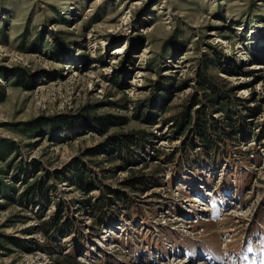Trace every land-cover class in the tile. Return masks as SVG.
<instances>
[{
	"label": "rangeland",
	"instance_id": "1",
	"mask_svg": "<svg viewBox=\"0 0 264 264\" xmlns=\"http://www.w3.org/2000/svg\"><path fill=\"white\" fill-rule=\"evenodd\" d=\"M0 264H264V0H0Z\"/></svg>",
	"mask_w": 264,
	"mask_h": 264
},
{
	"label": "trees",
	"instance_id": "2",
	"mask_svg": "<svg viewBox=\"0 0 264 264\" xmlns=\"http://www.w3.org/2000/svg\"><path fill=\"white\" fill-rule=\"evenodd\" d=\"M211 62H212V60H211ZM211 65H213V64H211ZM209 84H210V83L207 82V81H206V82L204 81V83H203V85L206 86V87H208ZM217 97H218V95H217V93H215V94H214V98H212V100H211V101L214 103V105L217 104ZM207 125H208L207 123H201V124H200V127H201V135H202V133L205 135V130H206ZM134 141H135V140H133V141H131V142H134ZM135 143H136V142H135ZM133 144H134V143H133ZM129 145H130V144H129ZM206 146L208 147V145H206ZM80 182L83 183V181H80ZM143 183H144V181H140L139 184L142 185ZM130 185H131V184H130ZM134 185H135V184L132 183V186H134Z\"/></svg>",
	"mask_w": 264,
	"mask_h": 264
},
{
	"label": "bare ground",
	"instance_id": "3",
	"mask_svg": "<svg viewBox=\"0 0 264 264\" xmlns=\"http://www.w3.org/2000/svg\"><path fill=\"white\" fill-rule=\"evenodd\" d=\"M115 51H114V53L115 54H122V53H124L125 52V50L122 48V46L121 47H119V48H116V49H114ZM194 202H198L199 200H197V199H195V200H193ZM209 210V209H208ZM231 232V231H230Z\"/></svg>",
	"mask_w": 264,
	"mask_h": 264
}]
</instances>
